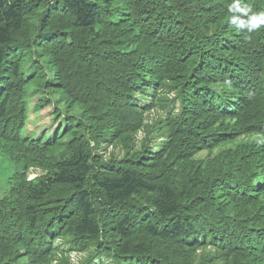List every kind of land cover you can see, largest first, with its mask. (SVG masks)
<instances>
[{
  "label": "trees",
  "instance_id": "1",
  "mask_svg": "<svg viewBox=\"0 0 264 264\" xmlns=\"http://www.w3.org/2000/svg\"><path fill=\"white\" fill-rule=\"evenodd\" d=\"M232 2L0 0V264H264V26L230 22L264 0Z\"/></svg>",
  "mask_w": 264,
  "mask_h": 264
},
{
  "label": "rangeland",
  "instance_id": "2",
  "mask_svg": "<svg viewBox=\"0 0 264 264\" xmlns=\"http://www.w3.org/2000/svg\"><path fill=\"white\" fill-rule=\"evenodd\" d=\"M58 98V96H56ZM33 101L32 103H34ZM65 105H60V108H63ZM160 112L151 113L150 119H155L159 116ZM30 119L27 124V134H40L42 132L51 133L57 127L58 123L56 124L54 121L53 115V108L46 107L43 109L39 114L31 113L29 115ZM139 135V134H138ZM113 151L112 148L107 149V153ZM204 154V153H203ZM204 156V155H203ZM15 169L12 163L3 155L0 154V195L7 189L8 187V178H11L14 174ZM40 173L37 169L30 170L28 173V179L31 180L38 176ZM61 247L63 245L57 243ZM70 262L72 264H78L80 260L84 257L82 253H74L71 252L69 254ZM57 263V262H56Z\"/></svg>",
  "mask_w": 264,
  "mask_h": 264
},
{
  "label": "clouds",
  "instance_id": "3",
  "mask_svg": "<svg viewBox=\"0 0 264 264\" xmlns=\"http://www.w3.org/2000/svg\"><path fill=\"white\" fill-rule=\"evenodd\" d=\"M228 11L230 13H240L246 15V9L242 6L241 0H233L229 5ZM231 24L237 26L239 29H247L249 33L254 32L264 26V12L254 13L247 20L242 19L238 15H232L230 18Z\"/></svg>",
  "mask_w": 264,
  "mask_h": 264
}]
</instances>
